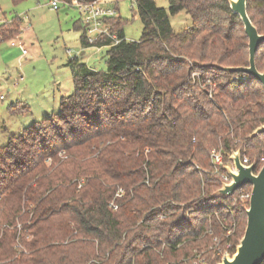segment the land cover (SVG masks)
<instances>
[{"label":"trees","instance_id":"trees-1","mask_svg":"<svg viewBox=\"0 0 264 264\" xmlns=\"http://www.w3.org/2000/svg\"><path fill=\"white\" fill-rule=\"evenodd\" d=\"M131 1L139 40H125L120 17L105 20L117 44L89 43L83 26L84 47H107V69L70 58L73 91L58 112L0 148V264H174L215 235L233 247L243 235L248 202L211 198L225 170L210 162L219 148L225 160L238 149L251 163L264 157V133L250 137L264 123L262 85L216 67L248 65L243 25L225 0H169L168 11ZM246 4L264 34V0ZM180 11L191 26L175 33L169 15ZM7 23L0 41L20 32ZM255 64L264 71V42ZM227 210L235 227L225 238L214 213Z\"/></svg>","mask_w":264,"mask_h":264},{"label":"rangeland","instance_id":"rangeland-1","mask_svg":"<svg viewBox=\"0 0 264 264\" xmlns=\"http://www.w3.org/2000/svg\"><path fill=\"white\" fill-rule=\"evenodd\" d=\"M50 1L0 0V25L5 22L0 35L9 29L11 23L7 22L18 20V28L21 30L19 40L23 41L27 52L22 53L23 47L17 44L16 36L0 41V148L7 144L10 136L17 135L34 122L58 112L60 98L70 95L73 91L72 75L67 65L70 58L77 57L96 71L107 69V47H84L81 44L80 37L83 35L84 25L79 11L61 0L58 9L53 10ZM101 1L103 7L114 10L115 16L121 18L125 40L138 41L142 24L133 1ZM168 1L154 0L157 7L166 11ZM169 21L175 33L191 26V19L184 11L169 15ZM90 37L92 40L96 39L95 35ZM11 42L15 45H11ZM194 72L200 74L198 71ZM261 141L264 142V138ZM46 163L49 164L50 161L47 159ZM259 168L257 167L256 171ZM247 190H250V186L243 185L233 193V197ZM234 200L230 198L231 205L238 202ZM215 202H219L218 199H215ZM239 202L243 203L241 200ZM228 212L227 210L226 214H229ZM214 216H217L222 230L225 225L232 226L235 221L233 212L229 216L216 213ZM212 230L209 227V235L214 232ZM227 236L229 235L225 233V238ZM233 244H222L215 235L210 246L200 249L196 247L191 250L189 256L175 261L174 264H217L225 254H233ZM218 249L219 255L216 254ZM214 257L218 258L217 262L213 261Z\"/></svg>","mask_w":264,"mask_h":264},{"label":"water","instance_id":"water-1","mask_svg":"<svg viewBox=\"0 0 264 264\" xmlns=\"http://www.w3.org/2000/svg\"><path fill=\"white\" fill-rule=\"evenodd\" d=\"M230 10L239 17L248 43V65L243 67H221L226 72H239L258 81L264 90V71L256 68L255 54L260 44L264 42V34L258 33L252 24L247 11L246 0H225ZM264 133V123L256 127L250 137ZM229 160L233 168L225 166L224 170L230 177L228 183H222L220 188L212 193L211 198L225 199L243 185L250 186L248 207L245 208L246 225L233 254H225L217 264H262L264 261V163L255 171L256 163L244 166L240 161V150L231 151Z\"/></svg>","mask_w":264,"mask_h":264},{"label":"built area","instance_id":"built-area-1","mask_svg":"<svg viewBox=\"0 0 264 264\" xmlns=\"http://www.w3.org/2000/svg\"><path fill=\"white\" fill-rule=\"evenodd\" d=\"M61 1L64 4L75 7L79 11V14L81 15L82 18V24L84 25V33L89 43H92L99 37H103V36L111 39L113 44H117L119 42V39L116 36V34L110 32V26L105 22V20L107 19H112L116 17L115 11L103 7L101 0H93L89 2L72 1L70 3L63 0ZM59 2L60 0H51L50 1L51 8L53 10H57ZM91 35H95L96 39L92 40L90 37ZM18 43L19 42H17V44ZM11 45H15V43L11 42ZM22 53L23 54L27 53L24 47ZM191 77H192V81L195 82L198 81L200 74L199 73L196 74L195 72H192ZM200 85L202 87L208 86V96L209 98H212L213 91L215 90V84H213L208 78H206L204 79V82ZM240 161L244 166L249 165L251 163L246 156L243 157L240 156ZM210 162L213 166L214 171H217L219 168L224 169L225 166H230L231 168H233L232 162L229 159L227 160L224 159V154L221 148L211 150ZM227 163L229 164L227 165ZM263 163H264V157H261L259 163H256L255 170L257 167H261ZM221 181L222 183H228L230 181V177L226 171L221 175ZM80 186H81V182L79 183L78 187ZM121 194H122V190L120 189L117 192L116 197H120ZM250 194H251L250 190H247V191H241L239 195H237V197H233V194L230 196L232 197L233 200L235 198L234 200L235 202L241 200L243 203H245L246 201L247 202L249 201ZM110 205L113 209L117 208V206L114 203H111ZM227 207L229 208V206ZM234 227H235V223L233 222L232 226L225 225L223 228L226 229L227 235H230ZM216 254L218 255L220 254V249L217 250Z\"/></svg>","mask_w":264,"mask_h":264},{"label":"crops","instance_id":"crops-1","mask_svg":"<svg viewBox=\"0 0 264 264\" xmlns=\"http://www.w3.org/2000/svg\"><path fill=\"white\" fill-rule=\"evenodd\" d=\"M63 1H66V2H68V3H70V2H72V1H77V0H71V1H68V0H63ZM20 29H21V27H20ZM21 31V30H20ZM19 34H20V32H19ZM19 34L16 36V37H18V45H20V46H22V47H24V43H23V41H21V40H19L21 37H19ZM83 61V60H82ZM84 62V61H83ZM85 63V62H84ZM87 65V64H86ZM88 66V65H87ZM90 69H93V68H91V67H89Z\"/></svg>","mask_w":264,"mask_h":264}]
</instances>
